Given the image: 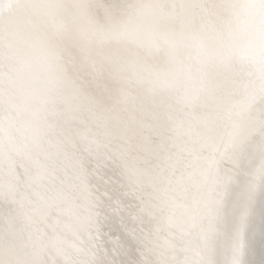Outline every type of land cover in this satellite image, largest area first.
I'll list each match as a JSON object with an SVG mask.
<instances>
[{"label":"snow or ice","instance_id":"6c2138e0","mask_svg":"<svg viewBox=\"0 0 264 264\" xmlns=\"http://www.w3.org/2000/svg\"><path fill=\"white\" fill-rule=\"evenodd\" d=\"M258 203L264 0H0V264H248Z\"/></svg>","mask_w":264,"mask_h":264},{"label":"bare ground","instance_id":"6f19581e","mask_svg":"<svg viewBox=\"0 0 264 264\" xmlns=\"http://www.w3.org/2000/svg\"><path fill=\"white\" fill-rule=\"evenodd\" d=\"M104 172L107 173V175H104L103 179L100 181L102 185L112 175L110 169L105 168ZM100 219L102 227L100 232L97 234V243L100 245L101 252H111L110 240L121 235L122 229H120L118 219L108 222L104 220L103 215H101ZM254 222L255 227L249 237L250 247L247 260L248 264H264V203L257 204ZM105 245H107V247H105ZM132 250L135 252L134 247ZM136 255H138V252H136ZM109 258H115L117 261H120L130 259L131 257L127 254L113 252Z\"/></svg>","mask_w":264,"mask_h":264}]
</instances>
